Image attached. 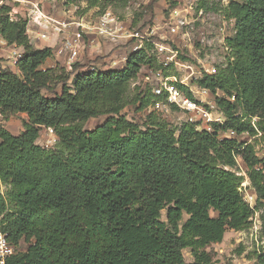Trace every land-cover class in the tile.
<instances>
[{"label":"trees","instance_id":"16d2710c","mask_svg":"<svg viewBox=\"0 0 264 264\" xmlns=\"http://www.w3.org/2000/svg\"><path fill=\"white\" fill-rule=\"evenodd\" d=\"M128 1L65 3L85 2L102 13ZM9 11L0 7V38L23 53L15 67L0 68V116L27 118L19 135L0 127V182L7 187L0 228L15 248L6 264H214L211 245L226 229H248L256 212L264 239V160L253 143L238 139L264 135V0H231L223 8L234 20L226 61L195 81L223 93L214 103L224 120L212 131L190 122L173 126L156 111L142 123L122 113L129 102L143 110L155 100L147 85L128 98L142 69H163L151 42L129 52L121 69L78 71L74 64L59 74L41 67L52 46L35 47L25 19L10 20ZM53 82L63 83L60 93L44 96ZM101 115V124L83 128ZM41 128L52 129L54 149L36 143ZM229 131L236 136H225ZM238 158L253 206L239 190ZM250 258L264 264V251Z\"/></svg>","mask_w":264,"mask_h":264},{"label":"rangeland","instance_id":"374dc122","mask_svg":"<svg viewBox=\"0 0 264 264\" xmlns=\"http://www.w3.org/2000/svg\"><path fill=\"white\" fill-rule=\"evenodd\" d=\"M43 8L54 17L64 18L66 20L81 21L86 26L95 25L105 12L116 19L112 27L122 26V34L128 31L134 34L131 38H117L115 41L103 38L99 35H83V46L80 57L75 63L76 70L96 69L103 70L108 68H118L121 61L127 54L134 51L135 45L142 46L145 39H162L168 37L173 39L179 49L181 56L192 62H196L199 57L208 62H215L216 65H223L228 55L225 49V39L234 33V20L226 19L223 15V8L226 1L231 0H129L125 5L120 3H111L103 10L98 12L97 8L86 9L85 2L76 4H67L66 0H38ZM205 4L199 8V3ZM23 7H15L11 10L14 18L24 19ZM177 10L179 17L186 15L187 24L175 36L169 35L168 27L173 23V16ZM74 28V26H72ZM65 34L61 36L51 35V41L58 44L61 39H65ZM32 42V40L30 39ZM36 47V42H32ZM39 45H42L41 43ZM37 45L38 47H41ZM43 44L42 46H46ZM53 56L50 58L47 66L55 68L57 73H66L69 68L64 63L65 54L57 53V45L52 46ZM8 47L0 38V68L8 67ZM46 66V65H43ZM170 74H179L181 71L175 66L166 70ZM142 69L138 77L129 86L128 98H131L135 92V87H143ZM71 77V76H70ZM71 79L66 83L70 85ZM62 82H53L49 89H43L42 94L51 97L60 93ZM223 93L216 91L215 94L209 92L199 93L195 96L197 100L202 99L203 105L211 111H217L214 103L215 96H222ZM212 105V106H210ZM212 107V108H211ZM150 109H138V104L129 102L122 113L129 121L142 123ZM27 116L25 113H15L8 117L0 116V127L5 128L13 135H19L23 131V122ZM106 119L105 115L88 119L83 128L91 130L101 124ZM164 119L173 126H179L184 118L178 114L171 113L164 116ZM229 137L228 135H225ZM224 136V137H225ZM223 137V136H222ZM239 141L251 142L254 144L256 154L264 160V135L249 137L242 135L238 137ZM56 136L50 133L47 128H41L36 143L48 149H54L56 145ZM238 169L236 173L242 177L239 190L245 201H249L250 183L246 174V168L238 158ZM6 185L0 182V192H6ZM254 205V204H253ZM165 211H162L164 219ZM187 218L183 217V221ZM261 221L259 212H256L251 219V225L245 230L226 229L223 239L220 243L211 245L215 255L214 264H252L250 258L253 250L264 251V239L260 236ZM26 243L21 242L18 250H25ZM183 256L186 261H191L192 257L188 248L183 249Z\"/></svg>","mask_w":264,"mask_h":264},{"label":"built area","instance_id":"2783aa9c","mask_svg":"<svg viewBox=\"0 0 264 264\" xmlns=\"http://www.w3.org/2000/svg\"><path fill=\"white\" fill-rule=\"evenodd\" d=\"M225 3L227 5L228 1ZM3 5L10 7L8 13L10 20L18 19L13 17L11 10L22 6L26 21V33L29 39L32 42H36L37 45L40 43L47 44V46L57 45V53L65 54L64 63L69 70L80 57L84 34H90V31H93L92 34L95 33L112 41L120 37L131 38L134 35L128 31H125L123 35L121 24L112 27L111 24L116 23V19L110 16L109 12H105L97 23L90 27L91 25L86 26L81 21L54 17L43 8L38 0H0V7ZM173 12L175 15L172 18L173 23L168 27V33L175 36L187 24V19L186 15L179 17L177 10ZM62 34H65V39H61L58 44L51 41V35L58 37ZM161 38V40L145 39L152 43L153 51L163 67V69L145 70L143 74V85H147L155 97L148 109L156 111L163 116L171 113L178 114L179 117L184 118L183 122L194 123L199 129L212 131L213 123L223 122L222 113L216 110H209L203 105L202 99L197 100L195 98L199 93L209 92L207 89L197 86L195 81L205 74H214L218 65L215 62H208L199 57H196V62L182 59L175 41L168 39V37L162 36ZM2 42L8 47V66L15 67L18 60L22 57L23 49L15 44L8 45L4 40ZM224 46L226 50H229L226 45ZM140 47V45H135L134 50ZM171 66H175L181 73H168L166 70ZM187 92H190L193 98L189 97ZM48 131L50 133L53 132L51 128ZM226 135L229 137L236 136L233 131H229ZM246 202L253 206L254 195L252 192H250L249 201ZM14 253V246L0 228V264H6L8 258Z\"/></svg>","mask_w":264,"mask_h":264},{"label":"crops","instance_id":"0c3cea01","mask_svg":"<svg viewBox=\"0 0 264 264\" xmlns=\"http://www.w3.org/2000/svg\"><path fill=\"white\" fill-rule=\"evenodd\" d=\"M42 44H43V43H42ZM49 60H50V58L47 59V60L41 65V67H42V68H48V67H51L50 65L47 66ZM124 63H125V57L122 59L121 64L119 65L118 68H108V69H121V68L124 66ZM43 65H46V66H43Z\"/></svg>","mask_w":264,"mask_h":264}]
</instances>
